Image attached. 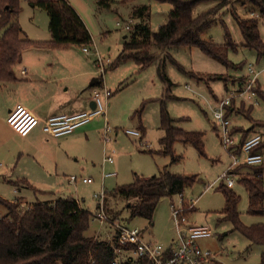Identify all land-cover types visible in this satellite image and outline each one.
<instances>
[{"label":"rangeland","instance_id":"obj_1","mask_svg":"<svg viewBox=\"0 0 264 264\" xmlns=\"http://www.w3.org/2000/svg\"><path fill=\"white\" fill-rule=\"evenodd\" d=\"M79 12L92 35V42L86 44L89 52H84L83 45L70 44L67 48L76 53L94 59L101 55L110 59L104 74V83L113 92V102L109 112V124L113 129L110 135L113 140L106 142L104 129L85 137L78 144L80 148L70 164L55 170L49 177L38 178L42 170L25 168L21 163L0 164V196L8 200L18 199L26 207L39 200H53L73 196L80 204L91 212L99 209L100 199L95 193L105 188V209L109 216L130 227L142 229L144 238L169 243L174 236V222L171 203L178 204L180 195L164 196L160 199L153 219L145 217L130 218L128 203L136 200L116 192L121 184L132 182L136 174L151 176L165 169L174 172L197 176L196 180L186 187L183 196L186 199L198 198L195 208L187 211L192 224H206L213 235L201 237V246L220 252V260L224 264H258L264 253V244L253 243L240 230L234 229L233 223L224 218L223 208L226 203L221 184L231 187L239 196L238 209L245 224L264 223V214L249 211V194L240 177L251 172L249 166L239 165L234 169L233 183L227 179L218 180L231 165L233 157L221 138V128L213 115L212 107L231 90H238L246 76L250 75L252 65L259 73L258 87L264 91V54L245 43V37L234 15L236 10L241 16L258 19L260 36L264 41V17L255 11L246 0H232L224 6L213 21L202 33L204 39L217 43L227 42L229 32L235 47L227 48L226 64L204 52L198 46L173 45L166 50L151 47L157 56L154 62L143 68L135 59L120 61L116 65L123 50L125 40H131L137 25L146 22L152 31H157L164 24L172 9V3L161 0H69ZM217 0H204L196 4L194 13H201L215 6ZM148 5L149 15L145 18L134 14V9ZM17 20L22 27V36L33 40L46 41L51 38L48 11L30 0H18ZM118 21L120 24H118ZM131 22L132 31L125 29ZM62 47V46H57ZM51 48V47H50ZM98 52V53H97ZM164 62V71L172 80L169 84L158 75L159 63ZM98 68V67H97ZM97 77H102L101 73ZM258 103L239 98L229 107L232 120V131L236 144L241 142L243 132L261 133L264 142V94L254 95ZM163 103L174 118L173 124L185 130L202 131L203 153L192 143L176 140L173 153H163L164 145L160 138L164 135L161 128V109ZM236 108V112L232 107ZM137 112V113H136ZM144 126L141 144L138 136L126 133L127 128L139 129ZM0 123V142L9 137L11 129ZM105 128V124H104ZM118 132V135H117ZM117 139V141L115 140ZM115 142L113 143V141ZM234 151L236 147L232 148ZM92 150V153L89 152ZM264 156V145L260 150ZM89 152V153H88ZM241 157L242 153H237ZM112 155L114 160L104 161ZM1 162V160H0ZM113 172L115 174L105 175ZM25 173H31L32 185L22 180ZM78 180L70 181L71 175ZM91 177L92 182H84L82 178ZM218 180V181H217ZM207 186H210L207 188ZM6 208L0 204V213ZM189 212V213H188ZM116 227L108 223L102 225L99 220L92 219L87 234L96 238L115 240ZM126 252L119 257L126 259Z\"/></svg>","mask_w":264,"mask_h":264},{"label":"trees","instance_id":"obj_2","mask_svg":"<svg viewBox=\"0 0 264 264\" xmlns=\"http://www.w3.org/2000/svg\"><path fill=\"white\" fill-rule=\"evenodd\" d=\"M30 1L48 11L51 39L34 41L23 37L22 27L17 20L18 0H0V81L5 82L15 78L13 67L22 51L29 45L85 46L92 42L88 26L68 0ZM161 1H168L173 5L167 21L157 31H152L146 22L137 25L131 40H125L123 50L115 62L116 65L120 61L135 59L145 68L154 62L157 56L151 49L152 46L166 50L173 45L198 46L208 55L230 65L227 48L235 47L230 33H227L226 43L204 39L202 33L215 21L220 10L232 0H217L215 6L197 14L194 13V8L197 3L204 0ZM246 1L253 8L251 13L256 11L264 17V0ZM149 12L148 5L134 9V14L142 18L147 17ZM233 12L245 37L246 45L257 49L260 55H263L264 41L260 36L258 19L241 16L236 10ZM158 75L163 82L169 85L172 82L164 71L163 61L159 63ZM258 91L264 94L261 85ZM230 112L229 109L228 113ZM173 122L174 118L163 103L161 128L164 130V135L160 138V142L164 148L161 151L172 154L173 143L182 140L192 142L203 153V132L185 130L175 126ZM143 127H141L142 134L145 132ZM250 135L249 130L244 131L241 141ZM263 145L262 141L258 149L261 150ZM242 164L249 166L251 170L240 177L248 190L249 211L264 214L262 178L264 162L258 165ZM196 178L194 174L174 173L165 169L151 176L136 174L132 182L118 185L115 190L128 198L132 196L136 198L128 203L130 218L140 216L152 220L162 197L183 194L186 187ZM220 188L226 198L223 208L224 218L231 220L234 229L240 230L251 242L264 244V223L245 224L238 209L240 196L225 184H221ZM0 204L6 208V212L0 217V264H113L114 247L104 238L87 234L92 212L82 207L75 198L70 196L55 200H39L24 207L18 199L8 200L0 196ZM194 208L195 206L187 211L190 212ZM135 264H150V262L147 258H140ZM258 264H264V253Z\"/></svg>","mask_w":264,"mask_h":264},{"label":"built area","instance_id":"obj_3","mask_svg":"<svg viewBox=\"0 0 264 264\" xmlns=\"http://www.w3.org/2000/svg\"><path fill=\"white\" fill-rule=\"evenodd\" d=\"M255 14L254 12L251 13ZM118 24L120 22L118 21ZM134 27L131 22L125 24V29L132 31ZM83 50L89 52L87 45L83 46ZM98 53V52H97ZM110 63V59H105L101 55L97 57L98 72L102 77L105 74L106 66ZM250 75L246 76L242 81H238L240 87L238 90H231L230 94L218 100L212 107L213 115L221 128V138L224 146L228 148L233 157L231 165L225 170L222 176L218 178L227 179L229 184L233 183L235 176L234 169L242 163L258 165L264 162V156L258 149L263 141L261 133L255 132L246 139L236 144V138L231 128L232 120L230 118L229 107L237 100H249L251 104L258 103L254 95L259 93L258 82L259 73L252 65L249 67ZM25 72V70H23ZM113 94L112 90L107 86H98L94 89L93 99L95 106L87 110L75 113H56L46 119H41L37 114L30 110L24 104L18 103L9 110L7 122L22 136L28 135L35 127L42 124V129L50 136H63L72 133L78 127L88 123L98 115H104L107 120V110L110 104V98ZM235 111V105L232 107ZM236 112V111H235ZM113 129L108 121L105 123L104 139L106 142L113 140L110 131ZM126 133L142 138V131L135 128H127ZM150 147V144L143 142ZM236 147L234 151L232 148ZM240 151H237V150ZM242 153L241 157L237 153ZM112 155L104 158V161L112 162ZM115 174L113 172L105 175ZM77 175H71L72 182L77 180ZM264 180V175L262 176ZM84 182H92L91 177H83ZM217 180V181H218ZM210 186H207L209 188ZM106 190L102 187L101 191L95 193V197L100 199L99 209L92 212V219H97L102 225L109 224L116 227L115 240H108V243L114 247L115 258L113 264H135L140 258H147L150 264H220V252L213 251L210 248L201 246L199 239L213 235L212 229L206 224H192L189 220L187 209L195 206L198 198L186 199L183 194L180 195L178 204L171 203L172 218L174 222V236L170 244H164L157 240H147L144 238L142 229L139 227H130L124 223L118 222L109 216L105 209ZM0 213V217H1ZM130 254L126 259L120 260L119 257L124 253Z\"/></svg>","mask_w":264,"mask_h":264},{"label":"crops","instance_id":"obj_4","mask_svg":"<svg viewBox=\"0 0 264 264\" xmlns=\"http://www.w3.org/2000/svg\"><path fill=\"white\" fill-rule=\"evenodd\" d=\"M67 46L32 44L22 51L13 67L15 78L0 81V123L3 126L8 127L9 110L18 103L27 106L43 120L56 113H75L95 106L94 89L106 86L104 77H97V56L94 59L87 58ZM112 104L110 101L109 106ZM110 107L107 120L104 115H98L63 136L48 135L42 129V124L26 136L9 128V137L0 142V164L3 161L9 164L21 163L25 168L42 170L38 178L53 175L52 170L58 174L60 168L71 163L80 149L78 144L85 137L90 140L94 133L103 134L104 124L109 122ZM89 152L92 153V150ZM33 177L31 173H25L22 178L32 185L29 178ZM75 199L80 203L79 199Z\"/></svg>","mask_w":264,"mask_h":264},{"label":"water","instance_id":"obj_5","mask_svg":"<svg viewBox=\"0 0 264 264\" xmlns=\"http://www.w3.org/2000/svg\"><path fill=\"white\" fill-rule=\"evenodd\" d=\"M96 81H94V83H95Z\"/></svg>","mask_w":264,"mask_h":264}]
</instances>
